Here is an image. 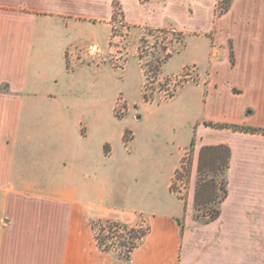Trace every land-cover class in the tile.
<instances>
[{
    "label": "crops",
    "instance_id": "obj_1",
    "mask_svg": "<svg viewBox=\"0 0 264 264\" xmlns=\"http://www.w3.org/2000/svg\"><path fill=\"white\" fill-rule=\"evenodd\" d=\"M113 1L0 0V264H112V252L99 249L91 223H129L140 212L149 232L126 264L242 262V224L250 212L264 210V190H253L264 185V133L203 122L264 129V123L248 120L256 112L252 104L234 96L264 95V0H232L219 16L217 0H209L203 30L201 0H118L129 29L172 24L188 39L208 40L204 67L192 61L199 82L191 86L200 90L199 116L190 120L189 141L193 130L197 136L193 171L202 146L227 144L228 194L221 212L233 198L237 175L242 188L230 219L218 222L219 215L207 223L193 217L196 178L187 208L177 198L178 207L144 212L112 198L113 143H123V129L115 130L107 117L117 118L114 108L122 93L114 101L113 67L105 60L114 47ZM210 31L217 46L210 45ZM198 235L205 248L193 244Z\"/></svg>",
    "mask_w": 264,
    "mask_h": 264
},
{
    "label": "rangeland",
    "instance_id": "obj_2",
    "mask_svg": "<svg viewBox=\"0 0 264 264\" xmlns=\"http://www.w3.org/2000/svg\"><path fill=\"white\" fill-rule=\"evenodd\" d=\"M201 3L199 14L204 19L199 26L202 29L207 26L205 20L209 15L210 2L201 0ZM119 14L118 11L111 34L113 52L105 58L113 67L114 101L118 92H122L114 108L117 118L107 114L115 130L119 132L123 129L124 143L120 139L113 143L109 187L112 198L127 208H138L144 212L163 210L167 208L166 205L178 207V199L186 207L194 185L193 178H197V170L196 174L193 171L197 136L193 130L189 141L192 134L190 120L199 116L200 110V90L191 86L199 82L197 63L192 61L197 60L199 66L204 67V56L209 49L208 40L204 36L188 39L189 34L185 30L172 24L159 28L129 29L125 27ZM206 34L211 41L210 45L217 46L213 32ZM187 41L189 48L185 51ZM220 59L221 52L218 54V60ZM221 67H225V64ZM186 86L189 87L185 88ZM183 88L185 90L179 92ZM234 96L237 102H249L255 108L256 112L248 118L249 121L264 123V95L259 98L245 92ZM133 138L135 140L131 142ZM182 145L183 148L179 151ZM175 164L177 168L172 174ZM235 177L231 183L233 198L222 206L218 222L229 220L233 215L234 205L238 204L237 196L242 187L238 182L239 175ZM168 182L172 195L167 190ZM262 182L264 184V178L263 181L261 179ZM258 188L264 190V185L253 190L259 191ZM186 223H192L188 216ZM126 224L144 227L147 225L146 214L136 213L135 220ZM201 226L199 230H206L209 225ZM242 228V262L239 260L237 264H264V210L250 212ZM202 237L203 235H198L195 239L192 238L193 244L205 248ZM217 240L222 241L220 238ZM112 254V264L123 263L116 251Z\"/></svg>",
    "mask_w": 264,
    "mask_h": 264
},
{
    "label": "trees",
    "instance_id": "obj_3",
    "mask_svg": "<svg viewBox=\"0 0 264 264\" xmlns=\"http://www.w3.org/2000/svg\"><path fill=\"white\" fill-rule=\"evenodd\" d=\"M232 0H218L216 15H222L230 7ZM113 18L119 11L118 0L113 1ZM231 60L233 56L231 53ZM204 125L218 129H231L241 132L264 133L263 128L237 123L204 121ZM193 139L191 140V144ZM230 148L227 144L205 145L200 148L197 163V178L194 191V219L202 222L215 220L221 212V203L228 194L227 170L229 168ZM97 245L103 252L116 251L119 259L126 264L131 252L142 242L149 232V226H129L115 220L104 219L91 223Z\"/></svg>",
    "mask_w": 264,
    "mask_h": 264
}]
</instances>
